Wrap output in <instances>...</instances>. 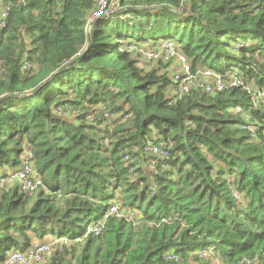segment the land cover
Instances as JSON below:
<instances>
[{"label": "trees", "instance_id": "obj_1", "mask_svg": "<svg viewBox=\"0 0 264 264\" xmlns=\"http://www.w3.org/2000/svg\"><path fill=\"white\" fill-rule=\"evenodd\" d=\"M106 1L92 20L96 0H0V174L28 162L46 187L0 189V262L67 236L44 264H264V102L245 88L264 93V0ZM162 40L244 85L172 94L128 50ZM114 203L133 221L84 236Z\"/></svg>", "mask_w": 264, "mask_h": 264}, {"label": "built area", "instance_id": "obj_2", "mask_svg": "<svg viewBox=\"0 0 264 264\" xmlns=\"http://www.w3.org/2000/svg\"><path fill=\"white\" fill-rule=\"evenodd\" d=\"M96 5L97 9L90 16V19L92 20L107 15L104 14V11L113 12L106 0H96ZM5 17L6 10L4 9L0 11V32L5 26ZM136 49L137 47L134 44H130L128 46L129 51H135ZM140 53L143 63L154 64L160 61L165 64L166 62L177 63L178 71H174L171 74L169 73L170 77L177 82V87H173L171 89V93L174 95L186 94L191 90H200L211 94L214 91H223L225 88L243 85L241 77L236 72L223 76L214 73L208 68L202 69L204 70L201 71L203 79H199L200 77L196 75L198 70L193 71L191 69L187 57L178 50L177 45L171 40H162L156 46H141ZM23 67L25 68L26 65ZM207 78L211 79V81H207ZM246 91L252 96L256 103L260 101L264 102L261 98L264 95L263 92H258L254 89L248 90V88H246ZM258 95H260L259 98ZM240 111L241 107L237 106L235 108V112ZM244 128L251 130L250 128L253 127L245 125ZM148 148H150L152 152L157 155H164L165 153L164 146H157L152 143H148ZM128 158V155L124 156L125 160H128ZM228 182L231 184L233 182V177H228ZM12 185H17L22 191L27 193H32L39 188H46L42 181L34 175L32 166L28 162L23 163L19 168L0 174V189L7 188ZM232 195L236 201L242 200V195L234 189H232ZM135 214V211L130 210L129 208H124L118 203H114L103 212L100 218L88 222L84 228L83 234L84 236H97L104 230L106 221L109 217L133 221ZM162 221H164V219H162ZM69 239L70 238L67 236L48 237L45 240H38L34 238L25 251H10L5 255L0 264H44L50 254L57 248L64 245V243L69 242ZM199 255L204 259H209L210 264H224L217 256L216 250L213 248L203 250L199 253ZM168 258L174 260L177 259L173 255H169ZM255 260L256 257L243 258L238 262V264H252Z\"/></svg>", "mask_w": 264, "mask_h": 264}, {"label": "rangeland", "instance_id": "obj_3", "mask_svg": "<svg viewBox=\"0 0 264 264\" xmlns=\"http://www.w3.org/2000/svg\"><path fill=\"white\" fill-rule=\"evenodd\" d=\"M117 6H118V4L117 3H113V4H111L110 5V7H111V10H113L114 8H117ZM114 11V10H113ZM107 11H104V14H107V15H109L111 12L110 11H108L107 13H106ZM160 43V42H159ZM137 47V49L135 50V51H132V57L134 58V59H138V58H140L141 59V53H140V49H141V46H139V45H137L136 46ZM157 63H154V64H150V63H143V65L144 66H150V67H152V66H154V65H156ZM164 65H165V68L167 69V72L168 73H173L174 71H178V67H177V63L175 62V63H173V62H166V64L165 63H163ZM202 69H204V68H202V67H199L197 70V72H196V75H198L200 78L199 79H203L202 78V76H201V71H204V70H202ZM237 73V72H236ZM239 76H240V74L239 73H237ZM241 77V76H240ZM207 81H211V79H209V78H207L206 79ZM243 85H244V82H243ZM245 88H248V90H253L254 89V85H253V83H250L249 85H246L245 86ZM259 92V91H258ZM261 96H262V94H261ZM260 97V95H258V98ZM264 95L261 97L263 100H264ZM2 193V191H0V194Z\"/></svg>", "mask_w": 264, "mask_h": 264}]
</instances>
